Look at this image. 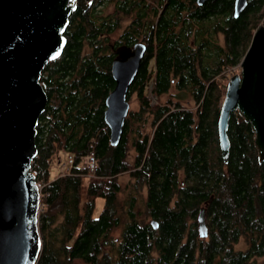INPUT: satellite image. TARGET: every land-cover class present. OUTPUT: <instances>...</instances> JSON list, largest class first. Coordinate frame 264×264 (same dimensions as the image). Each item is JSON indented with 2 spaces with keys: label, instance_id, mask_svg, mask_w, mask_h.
Returning <instances> with one entry per match:
<instances>
[{
  "label": "trees",
  "instance_id": "1",
  "mask_svg": "<svg viewBox=\"0 0 264 264\" xmlns=\"http://www.w3.org/2000/svg\"><path fill=\"white\" fill-rule=\"evenodd\" d=\"M155 1L148 9L137 0L76 5L61 53L40 72L47 101L30 163L41 184L34 264H264V158L239 110L230 113L226 161L217 131L231 67L264 25V0H247L236 17L234 0ZM135 42L145 51L127 100L135 94L138 107L111 145L103 118L114 86L111 44ZM54 164L63 169L52 175Z\"/></svg>",
  "mask_w": 264,
  "mask_h": 264
},
{
  "label": "water",
  "instance_id": "2",
  "mask_svg": "<svg viewBox=\"0 0 264 264\" xmlns=\"http://www.w3.org/2000/svg\"><path fill=\"white\" fill-rule=\"evenodd\" d=\"M90 0H0V264H34L40 251L37 227L39 190L30 163L36 154L35 126L46 104L39 82L44 65L65 44L63 30L75 6ZM206 0H196L201 5ZM247 0H234L238 16ZM145 45H120L111 61L114 86L104 99L103 118L109 142L116 145L129 109L128 88L137 73ZM240 74L229 77L218 117L221 154L229 150L227 127L237 109L255 133L259 160L264 158V25L252 34L240 60ZM212 196L208 199L211 200ZM205 206L198 230L205 234ZM153 227L156 223L151 221Z\"/></svg>",
  "mask_w": 264,
  "mask_h": 264
},
{
  "label": "rangeland",
  "instance_id": "3",
  "mask_svg": "<svg viewBox=\"0 0 264 264\" xmlns=\"http://www.w3.org/2000/svg\"><path fill=\"white\" fill-rule=\"evenodd\" d=\"M111 11H112V7L111 6H108L107 7V12H111ZM123 24H125V21H123ZM239 64L240 63H238L236 65H233L231 67V72L233 71L234 74H236V73L240 74L241 68H240V65ZM149 68L150 69H153V60H150ZM151 89H152V80L150 79V81L146 84L145 92L148 95V97L150 98L151 104H154V103H156V96L152 94ZM162 98L165 99L164 96H162ZM184 102L189 107H193V103L191 101V98H189V96H188L187 100H185ZM129 107L131 109H136L138 107V103H137V100L135 98V94L132 95L131 96V99L129 100ZM149 129H150L149 124H147L146 125V130H149ZM65 157H66V155L63 153L62 154V163H61V165H63V161H64L63 159ZM61 165L60 164L59 165L58 164H54L53 168L51 169V174L53 175V174L57 173L58 171L62 170L63 167ZM119 179L122 182V184L127 183L128 182V179H129L128 174L127 173H124V174L120 175ZM120 196L121 197H124V192L121 193ZM101 204H102L101 199H98L96 201V206H95V209H94V216H96L99 213L100 208H101ZM39 209H40V206H39ZM236 247L243 248L244 247V242L240 240V242L237 244Z\"/></svg>",
  "mask_w": 264,
  "mask_h": 264
},
{
  "label": "flooded vegetation",
  "instance_id": "4",
  "mask_svg": "<svg viewBox=\"0 0 264 264\" xmlns=\"http://www.w3.org/2000/svg\"><path fill=\"white\" fill-rule=\"evenodd\" d=\"M137 3H139V5H142V7H143V8H146V9L150 8L151 6H155V5H156V1H155V0H137ZM165 4H166V1H164V2H163V5L160 7V11H159V13H160L161 11L164 10ZM109 6L112 7V11L109 12L110 14H112L113 11L116 9V8H115V4H114V2L111 1L110 4H109ZM133 44H134V43H133ZM133 44H131V45H128V44H125V43H121V44L118 43V44H116V45H115V44H111V50L114 52V57L116 56L115 49H116L118 46H120V45H127V46L132 47ZM144 51H145V50H144ZM114 57H113V58H114Z\"/></svg>",
  "mask_w": 264,
  "mask_h": 264
},
{
  "label": "built area",
  "instance_id": "5",
  "mask_svg": "<svg viewBox=\"0 0 264 264\" xmlns=\"http://www.w3.org/2000/svg\"><path fill=\"white\" fill-rule=\"evenodd\" d=\"M150 64V62H149ZM88 166L90 168L91 171H93L96 167V159L93 153H90L89 157H88ZM37 187L40 188L41 184L40 183H36ZM40 204L38 205V209H39Z\"/></svg>",
  "mask_w": 264,
  "mask_h": 264
},
{
  "label": "crops",
  "instance_id": "6",
  "mask_svg": "<svg viewBox=\"0 0 264 264\" xmlns=\"http://www.w3.org/2000/svg\"><path fill=\"white\" fill-rule=\"evenodd\" d=\"M63 165H64V162H63Z\"/></svg>",
  "mask_w": 264,
  "mask_h": 264
}]
</instances>
